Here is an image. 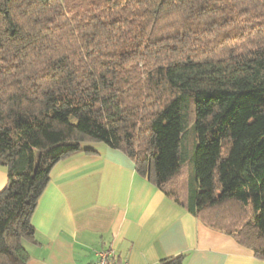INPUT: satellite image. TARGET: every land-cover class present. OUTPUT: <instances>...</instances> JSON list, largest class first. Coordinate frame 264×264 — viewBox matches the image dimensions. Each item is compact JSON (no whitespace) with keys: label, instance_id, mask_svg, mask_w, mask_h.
<instances>
[{"label":"trees","instance_id":"1","mask_svg":"<svg viewBox=\"0 0 264 264\" xmlns=\"http://www.w3.org/2000/svg\"><path fill=\"white\" fill-rule=\"evenodd\" d=\"M88 141L264 260V0H0V264Z\"/></svg>","mask_w":264,"mask_h":264},{"label":"crops","instance_id":"2","mask_svg":"<svg viewBox=\"0 0 264 264\" xmlns=\"http://www.w3.org/2000/svg\"><path fill=\"white\" fill-rule=\"evenodd\" d=\"M8 174L0 166V193ZM29 264H92L113 249L124 264H264L232 237L173 201L135 163L103 143L59 162L32 219Z\"/></svg>","mask_w":264,"mask_h":264},{"label":"built area","instance_id":"3","mask_svg":"<svg viewBox=\"0 0 264 264\" xmlns=\"http://www.w3.org/2000/svg\"><path fill=\"white\" fill-rule=\"evenodd\" d=\"M92 264H124L118 259L113 249L101 250L96 253V258Z\"/></svg>","mask_w":264,"mask_h":264},{"label":"rangeland","instance_id":"4","mask_svg":"<svg viewBox=\"0 0 264 264\" xmlns=\"http://www.w3.org/2000/svg\"><path fill=\"white\" fill-rule=\"evenodd\" d=\"M94 143H97V142H91V141L85 142V143H83V148L90 150V145H92Z\"/></svg>","mask_w":264,"mask_h":264}]
</instances>
